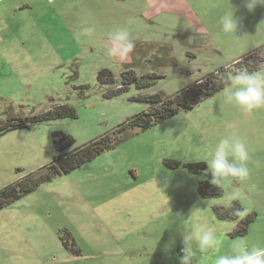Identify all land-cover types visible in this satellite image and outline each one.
Instances as JSON below:
<instances>
[{
    "label": "rangeland",
    "instance_id": "obj_1",
    "mask_svg": "<svg viewBox=\"0 0 264 264\" xmlns=\"http://www.w3.org/2000/svg\"><path fill=\"white\" fill-rule=\"evenodd\" d=\"M231 5L241 18L236 36L219 26ZM85 28L92 32L82 34ZM118 29L135 44L123 60L108 55ZM235 60L264 69V6L249 12L243 0H0V127L63 104L76 110L75 118L0 135V190L20 180L33 185L0 208V264H179L180 230L194 223L222 240L201 264H214L240 240L264 246V108L247 113L225 104L223 88L189 110L125 131L69 173L40 180L55 153L53 132L83 145L146 110L139 96H173ZM102 68L159 78L108 98L116 87L97 82ZM233 133L248 148L250 175L224 190L239 193L228 206L224 193L203 196L199 187L211 179L209 153Z\"/></svg>",
    "mask_w": 264,
    "mask_h": 264
},
{
    "label": "clouds",
    "instance_id": "obj_2",
    "mask_svg": "<svg viewBox=\"0 0 264 264\" xmlns=\"http://www.w3.org/2000/svg\"><path fill=\"white\" fill-rule=\"evenodd\" d=\"M245 8L252 12L258 6H264V0H243ZM232 5L219 19L220 30L227 35L236 36L241 18ZM91 28L83 29L82 34H90ZM111 47L108 55L126 59L134 50L135 44L126 29H118L110 34ZM223 85V103L234 105L244 112L264 108V69L249 71L246 68L228 71L221 75ZM205 161L206 173H210L211 186L224 193L228 206L239 199L238 191H228L234 182H244L250 175L248 167L249 151L245 142L236 138L235 133L219 140ZM247 209L237 211V215L246 214ZM192 215L188 216V218ZM181 217L182 221L188 220ZM182 243L179 264H201L207 254L215 252L222 244L221 238L212 228L194 223L190 230H180ZM175 238L170 245H175ZM214 264H264V246L249 247L245 241H237L230 253L217 255Z\"/></svg>",
    "mask_w": 264,
    "mask_h": 264
},
{
    "label": "trees",
    "instance_id": "obj_3",
    "mask_svg": "<svg viewBox=\"0 0 264 264\" xmlns=\"http://www.w3.org/2000/svg\"><path fill=\"white\" fill-rule=\"evenodd\" d=\"M236 61V60H235ZM239 61L232 64V68L220 67L216 71H212L204 78V80L196 81L194 86L187 88L182 92H177L173 96L163 97L159 93H154L148 96L138 97V100H143L147 103V109L140 113L134 114L125 122L117 125L110 133H105L83 145H75V140L68 134L62 132H53L55 153L53 154L49 164L46 166V174L40 177V180H49L54 176L67 174L83 163L93 159L103 151L115 145L122 134L134 128H147L148 126L159 122L167 117L175 115L180 111H185L193 108L204 97L210 96L216 91L223 88L220 83L222 74L228 71H234L240 68H246L249 71L256 69V65L245 64L242 67L235 66ZM219 72V75H216ZM158 76L146 75L137 76L132 71L121 72L115 75L111 70L102 68L97 71L96 79L99 84L115 86L116 89L111 90L107 95L108 98L121 94L127 91L130 86L136 89L146 88L156 82ZM62 117H76V110L70 105H59L53 109H49L43 114L34 115L30 118L14 119L13 123H8L0 127V135L19 128H27L29 123H40L47 120L62 118ZM26 182L17 181L9 184L0 190V208L10 203V201L19 198L23 194L32 190L33 185L29 186ZM19 182V183H18ZM40 182V181H38ZM201 195H220L221 191L210 185L208 182L201 183L199 187ZM239 205L233 203L232 208ZM238 209V208H236ZM217 214L220 218H228L229 214L221 208H216ZM247 223V221H246ZM246 227V226H245ZM244 227V231L246 228ZM240 230L234 232L238 233Z\"/></svg>",
    "mask_w": 264,
    "mask_h": 264
}]
</instances>
